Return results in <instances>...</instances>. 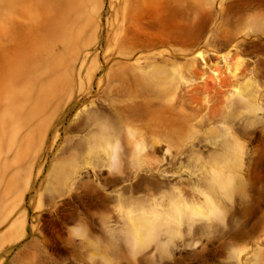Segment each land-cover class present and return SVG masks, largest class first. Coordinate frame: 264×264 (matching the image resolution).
I'll return each instance as SVG.
<instances>
[{"label":"rangeland","instance_id":"1","mask_svg":"<svg viewBox=\"0 0 264 264\" xmlns=\"http://www.w3.org/2000/svg\"><path fill=\"white\" fill-rule=\"evenodd\" d=\"M90 252L264 264V0H0V264Z\"/></svg>","mask_w":264,"mask_h":264},{"label":"clouds","instance_id":"2","mask_svg":"<svg viewBox=\"0 0 264 264\" xmlns=\"http://www.w3.org/2000/svg\"><path fill=\"white\" fill-rule=\"evenodd\" d=\"M252 16L249 17V20ZM253 32V28L252 27H245L244 28V34L248 35V34H252ZM68 232V237L70 240L75 239V240H79L81 242L86 240V236H81L79 235L76 231H75V227L74 226H69L67 229ZM87 264H93V262L95 260H99L101 261V264H111L110 261L106 260L105 258H103L102 256H98L96 255L95 252H90L88 253L87 257Z\"/></svg>","mask_w":264,"mask_h":264}]
</instances>
